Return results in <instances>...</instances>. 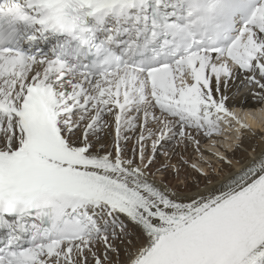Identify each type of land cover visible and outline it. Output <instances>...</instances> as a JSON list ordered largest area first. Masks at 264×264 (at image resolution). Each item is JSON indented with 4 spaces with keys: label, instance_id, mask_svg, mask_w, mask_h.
Listing matches in <instances>:
<instances>
[{
    "label": "snow or ice",
    "instance_id": "6c2138e0",
    "mask_svg": "<svg viewBox=\"0 0 264 264\" xmlns=\"http://www.w3.org/2000/svg\"><path fill=\"white\" fill-rule=\"evenodd\" d=\"M243 88L264 0H0V264H264Z\"/></svg>",
    "mask_w": 264,
    "mask_h": 264
},
{
    "label": "bare ground",
    "instance_id": "6f19581e",
    "mask_svg": "<svg viewBox=\"0 0 264 264\" xmlns=\"http://www.w3.org/2000/svg\"><path fill=\"white\" fill-rule=\"evenodd\" d=\"M255 90L251 88H243L239 92L234 94L233 100L229 101V107L236 113V115L239 117L241 121L244 123L249 124L252 129L257 133V136L260 134H264L263 131H259V129L264 130V100H261L258 96L253 95V92ZM233 124L235 122L233 121ZM262 132V133H261ZM247 133V132H246ZM250 134L247 133L245 136V143H249V139L247 138ZM224 137V139L221 138H215V137ZM229 138V139H226ZM235 138V132L233 135L231 133L225 131L220 136H213L212 138H202L201 143H205L208 140L210 142L218 141L221 142L225 147L227 146V143L230 142L231 139ZM110 143V140H109ZM220 143V144H221ZM206 145H210L213 149L217 151H223L219 146H214L213 143H206ZM208 156L211 157V151H203ZM227 154L231 157H234L235 159H239L240 153L239 151H236L234 149H229ZM222 168L224 169L223 173L219 176L213 177V183H217L218 180L224 179L228 174L231 172L237 171L239 169V165H235L232 169H229L227 166L222 165ZM203 187V185H201ZM195 190V189H193Z\"/></svg>",
    "mask_w": 264,
    "mask_h": 264
},
{
    "label": "rangeland",
    "instance_id": "374dc122",
    "mask_svg": "<svg viewBox=\"0 0 264 264\" xmlns=\"http://www.w3.org/2000/svg\"><path fill=\"white\" fill-rule=\"evenodd\" d=\"M259 131H263L264 132V130L263 129H259ZM228 132V131H227ZM262 133V132H261ZM246 134L247 133H245V136H246ZM231 135H233V132H231ZM214 136H220V135H214ZM224 137L225 136H223V137H215V138H221V139H224ZM233 139V138H232ZM206 143H213L216 147L217 146H219L221 149H223L224 150V148H225V146L221 143V142H218V141H214V142H210L209 140H208V142L206 141L205 143H201V150L202 151H211V152H213V151H217V150H215V149H213L210 145L208 146V145H206ZM221 143V144H220ZM229 151V150H228ZM204 154L206 155V156H208L205 152H204ZM188 155L189 156H194V153L192 152V150L191 149H189V152H188ZM210 155V154H209ZM210 159H212L214 162H215V160H214V157H210V156H208ZM163 159H164V157H161V160L163 161ZM220 167H222V165H219L218 164V168H220ZM157 179H159V177H157Z\"/></svg>",
    "mask_w": 264,
    "mask_h": 264
}]
</instances>
